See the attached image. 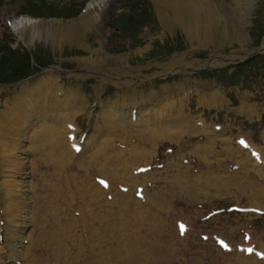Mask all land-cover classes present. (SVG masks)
Listing matches in <instances>:
<instances>
[{"label": "rangeland", "instance_id": "rangeland-1", "mask_svg": "<svg viewBox=\"0 0 264 264\" xmlns=\"http://www.w3.org/2000/svg\"><path fill=\"white\" fill-rule=\"evenodd\" d=\"M58 1L99 4L61 50L20 42L27 0H0V38L53 60L0 85V264H264V101L200 77L262 45L264 0L198 4L202 42L155 0L123 40L109 23L140 0Z\"/></svg>", "mask_w": 264, "mask_h": 264}, {"label": "trees", "instance_id": "trees-1", "mask_svg": "<svg viewBox=\"0 0 264 264\" xmlns=\"http://www.w3.org/2000/svg\"><path fill=\"white\" fill-rule=\"evenodd\" d=\"M58 0H27L21 6L18 15L34 19H73L82 13L83 3L71 2L69 5H59ZM138 7L140 11H138ZM150 4L147 0H140L128 14H124L109 23L114 30V38L124 39L127 35L133 38L144 26L151 23ZM253 37L255 47H258L264 35V27L259 19L253 21ZM262 25V26H261ZM126 34V35H125ZM12 35L3 34L0 38V85L15 84L36 74L52 63V57L45 51L37 50L33 53L18 47L10 46ZM135 47V46H133ZM200 77L214 79L224 89L241 87L256 93L259 102L264 101V55L255 57L242 64L220 70H207ZM232 98V95L230 94Z\"/></svg>", "mask_w": 264, "mask_h": 264}, {"label": "bare ground", "instance_id": "bare-ground-1", "mask_svg": "<svg viewBox=\"0 0 264 264\" xmlns=\"http://www.w3.org/2000/svg\"><path fill=\"white\" fill-rule=\"evenodd\" d=\"M204 1L205 0H155V2L159 6H164V7L168 6L171 9H173L175 22L183 26L188 37H190L193 40H199L200 42L206 39L207 40L209 39V31H210V28L207 25H204L203 23L205 20L201 21V19H203L204 16L201 14L199 10V5L203 3ZM98 6H99L98 3L97 4L93 3L92 7H90L89 10L86 12V16H83V18L80 19L79 22L76 23V25L71 26V28L75 27L74 30L77 33L76 35H80L82 31H85L88 29V27L91 24V20L93 19L92 11L93 9H96V7ZM189 11L191 13H189ZM12 25L15 29L24 28V31L26 30L25 31L26 38H27L26 40H31L34 33L40 32L46 28L51 27L52 29H54V28L60 27V25L58 24H45V23H39V22L34 23L32 21H25V20L14 21L12 22ZM185 65L186 64L184 62L182 63L181 61H175L171 63L169 66H167L166 69L167 71L172 72L175 68H182ZM129 78H130L129 76H126L127 80H129ZM37 86L41 87V90L43 89V91L46 90L43 83H40ZM41 90L39 89L38 91L40 92ZM251 110L253 109H251V107L248 104L243 105L242 111L248 112Z\"/></svg>", "mask_w": 264, "mask_h": 264}, {"label": "water", "instance_id": "water-1", "mask_svg": "<svg viewBox=\"0 0 264 264\" xmlns=\"http://www.w3.org/2000/svg\"><path fill=\"white\" fill-rule=\"evenodd\" d=\"M88 11V8H86L85 10L82 11V13L79 15V17L75 18V19H56V18H49V19H34V18H30V17H27V16H19V17H14L12 18L11 20L12 21H18L19 19L21 20H25V21H32L34 23H45V24H58L60 26H65L67 27V30L63 29V30H58L57 32H55V30H52V28H46L40 32H36L34 33V35L32 36L31 40L30 41H33L37 36H43L44 38L48 39L51 41L52 45H53V48H55L56 46H58V48L61 50L63 49V45H64V40L66 39H70L71 36L73 37H77V33L75 32V27H72L73 25H76V23L79 22L80 19L83 18V16L86 14V12ZM9 26H10V29H11V32H13L15 35H17L18 39L20 42H22L24 39L26 40V34H25V31H24V28L22 29H15L12 25V23L9 22ZM71 29H70V28ZM89 30V29H87ZM85 30V31H87ZM85 31H82V33H80V35H78V37L80 36H83V34L85 33ZM60 36L63 40L62 42H60L61 40H59V37L57 36ZM20 37V38H19ZM223 55V57L227 58L228 61H229V66H233V65H238V64H242L246 61H249L250 59L252 58H255V57H258V56H261V55H264V41L262 43V45L253 50L252 52L250 53H246V54H240V53H229V54H224V53H221ZM225 68V67H224ZM207 68L205 67L204 69H201L197 72H202L204 70H206ZM197 74V73H195ZM169 77V76H166V78ZM31 79H28V80H25L22 83H26V82H30Z\"/></svg>", "mask_w": 264, "mask_h": 264}]
</instances>
